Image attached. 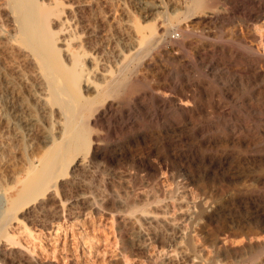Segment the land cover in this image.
Returning <instances> with one entry per match:
<instances>
[{
  "label": "bare ground",
  "instance_id": "obj_1",
  "mask_svg": "<svg viewBox=\"0 0 264 264\" xmlns=\"http://www.w3.org/2000/svg\"><path fill=\"white\" fill-rule=\"evenodd\" d=\"M56 1L0 0V55L1 53H6V55L13 58V62H10L12 65L14 64V70H12L13 68L11 70L15 72L16 79L22 83L25 93H27L31 100V104L40 112L41 118L45 121L53 122V126L55 127V133L46 137V145L44 144V146H47V144H50V146L46 148L47 155H45V157L42 156L44 158L38 159L39 170L37 173L38 175L36 174V179L31 180L27 188L25 187V189H23L24 191L21 190L23 195L17 193L18 196L22 197V199L20 198V202H17L19 198L15 201L16 197L8 200L6 198L8 202L0 216V241L4 239L10 242L12 246L17 245V243L11 240L6 232V227L9 224L11 225L14 221L13 218L18 209L17 205L21 206L20 203H23V198L25 201V203H23L24 205H28L31 202L37 203L38 205L35 210L39 209L40 212H42L46 209L49 212L48 214H51L54 218L59 219L61 215L70 212L60 204L46 205L47 202H45V200L49 201L55 199L54 194H56L57 179L58 177L60 179L67 171L70 173L69 180L60 189L64 199L71 195L72 189L76 188V176L74 174L77 173V171H82L87 168L90 163L94 162L93 164H95L97 160L108 159L105 154L101 155L98 150V145L100 146L99 141H101V138H104L102 137V133L109 136L112 135V137L114 136L113 138L116 137L115 139H117L119 135H123L122 133L125 134V131L128 129V126L118 119L116 108H118L119 105H114V102L124 97L122 96L123 94L127 96V94L131 93L129 95H132V92L136 91L135 87L139 86L140 81L139 78L137 79L136 65L133 64V61L125 62V64L121 65V68L119 67L120 69H117L118 73L113 75L105 72V69H101L105 68L103 67L104 65L100 68L101 65H97L96 63H92L95 64L92 65L93 68L86 71L84 61L82 60L85 53H78L76 56H72V59L65 57L68 59V63H66L64 67H60L57 62V53L59 49L55 48L56 42L54 34L49 29L51 23L50 18L53 16L54 12L51 6H56L57 8L58 1ZM227 2L229 1L179 0L177 4L180 3L181 9L183 10L182 16L185 18L184 20H192L195 15L200 14L198 17L199 21H197L196 24L210 31L213 26H225L228 22L226 14L218 11V7L221 8L223 5L225 6ZM58 3L60 4V2ZM235 3L234 10L243 18V20L241 18L242 25L237 33L246 34L247 38L250 39V45L247 46V42H245L246 37L242 39V37L239 38L238 36L235 41L230 43L231 45L225 44L217 47L214 44L213 47L210 46L212 47L208 50L210 55L205 52H199V55L203 56V63L198 66L204 68L207 75L214 74L215 79L211 78V80H208V76L207 78L204 77L200 78V80L193 81L185 75L187 74L186 72H184V76H180L178 73L168 74L165 80L166 84L164 85V90L173 91L176 98L174 97L175 99L172 101L170 100V102L162 101L160 104L161 108H159L160 113L156 111L147 114L148 122L154 125L153 127H156L158 130L157 136L151 138L155 139V141H148L143 138L141 141H138V144L135 140L138 148L145 151L144 158L140 157L141 159L138 158V160H140V165H142L141 170H143V173L147 174L149 177L148 179L152 178L155 180L160 176H164V184L165 186L168 184L169 187L167 193H164L166 192V188L163 190V195L165 196L166 194H174L171 193L173 191L171 188L175 183L183 190L189 189L192 192L191 195L194 200V203H192L193 207L195 206L194 208L198 209L194 210L195 212L199 211L200 216L201 214L205 215L208 213L209 211L207 210H209V208L211 209L214 203H216V207L211 211L220 214V216L230 211V209L227 211V206H229L227 204H230V206L233 204V207L243 204L246 205L248 204L247 201H251L250 196L254 194L256 188L264 186V155L254 156L251 152L253 148L264 150V0H260L259 2L257 0H253V2L235 0ZM158 9H161V7H155L153 9L150 15L152 18H155L161 13L157 11ZM176 13L177 14L171 18V20L169 19L170 21H166L167 23L154 21L152 26H149V31L151 30L150 39L156 41L159 44L158 47L161 48L157 54H160V57L162 56L165 59L169 57L164 50V45L166 43H169L175 50L173 56L176 57L179 55L180 51L188 49V40L193 34V28L191 30L189 28L190 26L181 24L183 22V19L182 22L179 20L181 14L179 15L178 12ZM67 14L69 15V12ZM65 21L63 20V26L59 24L63 29H65ZM193 22H195V20ZM197 25L192 27L195 29ZM60 30L62 31V29ZM147 37H149V35ZM141 40H143L142 43L144 42L145 46L147 42L150 43L149 41H151L147 40L145 44L144 39L141 38ZM255 44L256 46L254 47ZM60 48L62 49L63 47ZM67 55L69 54L67 53L66 56ZM216 57L219 60H216ZM131 59L133 60L135 58ZM226 61H229L230 64L231 62L235 63L236 68L234 69L236 70L232 72L228 71L226 68H220L221 63H226ZM149 62H147L148 66ZM226 64L229 66V63ZM186 66L190 70L193 69V67L191 68L189 65ZM92 76H94V79L98 83H93L94 86L91 85L89 87L87 83H89V78ZM4 78L3 75L0 76V80ZM80 79H83L82 84L83 87L85 86V94L86 92L88 94V91L92 89V97H87V95L81 97L78 95L81 93L79 92L81 88H79L80 90L78 89V81H80ZM5 80L6 78L4 81ZM14 84H12L11 80H6L4 86H2V84L0 85V104L2 105L3 100L6 98L7 101L5 103L8 108V116L10 119L16 124L29 127L31 124V118L29 119V115L31 114L29 113L30 105L26 104L24 97H22L20 90L17 88L18 86ZM225 100H229L230 102L226 103ZM229 104L232 105L231 109L228 107ZM27 112L28 116H26ZM171 116H177V118L174 120L171 119L172 121L170 120V122L168 121V117L171 118ZM167 128H169L170 131L167 130ZM161 130H165L164 133H162ZM135 147L133 145V149H135ZM128 150L130 151V149H127V151ZM240 150H243L244 153H239L238 151ZM247 150H249V152H247ZM255 150L258 149H254V151ZM142 152L141 154H143ZM134 155L129 154V157L126 158L124 154L117 153V155L113 156L111 159H113V161L114 159H117V161L120 159H125L126 161L128 159L127 162L130 160L134 163V157H132ZM130 157L132 158L129 159ZM33 168H36V166H33ZM151 182L153 183V181ZM245 182H248L246 186L243 184ZM247 184H250L248 188ZM151 185L149 184L148 187ZM237 186L240 188H237ZM84 187L90 189L92 186L89 187L85 185ZM154 188L152 189L154 190ZM92 190H94V188ZM154 192L152 193L151 191L150 194L152 193L154 195ZM94 194L93 196H95ZM113 194L115 193H112V195ZM137 195L134 196L137 197ZM147 195L149 196V193ZM113 196L117 197L116 195ZM141 196L143 197V194H141ZM154 196L157 195L155 194ZM146 197L145 193V199H143V197L142 200H147ZM70 198L71 197L66 199L70 200ZM92 198L93 197L84 196L82 198L84 202L83 205L97 213L99 208L98 210L96 209V203H94ZM113 199L115 198L113 197ZM169 199H171V196ZM101 202L103 201L101 200ZM143 203H145V201ZM15 204H17L16 208ZM157 206L159 205H156V207ZM162 206L158 208L160 209ZM162 208L164 209V206ZM151 210H149V213H152ZM155 212L157 211L155 210ZM167 212L169 211L167 210ZM173 212H175L174 209ZM184 212L185 211H183V213ZM164 213L162 211V214ZM240 213L244 216V213ZM153 214L149 216L146 214L141 217L144 222L149 225L156 224L157 226L159 222L162 223V221H164L161 216H152ZM172 214H170V216ZM187 214L188 213H186L185 216ZM68 216H70V214ZM225 216H223V218H225ZM120 218L121 217H119V219ZM125 221H127V219ZM172 222L174 223V221ZM122 224L125 223L123 222ZM163 224H165V222ZM158 226L160 227V223ZM169 226L172 225L170 224ZM232 227L234 229H232V231L234 232L227 230L223 239L216 240L215 244L218 245V249H229L234 244L233 239L239 238L238 243L243 245V247H241L242 249H244L245 246H252L255 250L264 251V216H262V213H259V210L255 215L250 216V219L248 218L244 223L235 221ZM181 236H183V238H178L177 240L186 239L184 233L183 235L181 234ZM27 243L30 242L28 241L26 244ZM176 244H181V242ZM192 245L193 244L189 247H192ZM29 246L34 249V246H31V244ZM25 247L28 248L27 245ZM193 248L194 247H192V249ZM17 249L18 255L15 257V261L19 258L21 260V258L24 257L26 263L28 261L30 262L31 257H29L26 249H23V247H18ZM250 249L249 247V251H251ZM33 251L34 250H32V252Z\"/></svg>",
  "mask_w": 264,
  "mask_h": 264
},
{
  "label": "rangeland",
  "instance_id": "obj_2",
  "mask_svg": "<svg viewBox=\"0 0 264 264\" xmlns=\"http://www.w3.org/2000/svg\"><path fill=\"white\" fill-rule=\"evenodd\" d=\"M57 1L60 2V4ZM57 1V8L56 6H51L53 8L52 11L54 10V12L53 16L50 18L51 23L49 29L54 34L56 42L55 48L59 49V52L57 53V62L60 67H64L66 63H68V59H72V56L74 57L78 53H85V58L82 57V60L86 65H84L86 71L93 68L92 65L95 64L92 63H96L97 65H101L100 68L104 65L103 67L105 68L101 69H105V72L113 75L118 73L117 69L119 67L121 68V65L125 64V62L133 61V64L136 65L137 79L139 78L140 80L139 86L135 87L136 89L134 88L136 91H133L134 93L132 92V95H129L131 93L127 94V96L123 94L122 96L124 97H121L114 102V105H119L118 108H116L118 119L125 123L128 126V129L126 130L127 132L125 131V134L122 133L124 136L119 135V137H117V139L120 138L119 140L115 139L116 137L113 138L114 136L112 137V135L109 136L102 133V137L104 138H101V141H99L101 147L98 145V150L101 155L105 154L108 159L97 160V162L95 161V164H93L94 162L90 163L87 168L82 171L79 170L74 174L76 176V188L72 189L73 191L71 195L66 197H71L70 200L66 198L64 199L60 192L61 187L69 180L70 173L68 171L60 179L59 177L57 179V189H55L56 194H54L55 199L49 201L45 200V202H47L46 205H63L70 211L68 214L61 215L59 219L54 218L51 214H48L49 212L46 209L42 212H40L39 209L35 210L38 205L37 203L31 202L28 205H24V198L22 200L23 203H20L21 206L19 205L20 207L15 204V208L16 205L18 208L17 213L14 216V221L12 220L13 222L11 225L9 224L6 227V232L11 240H14L17 245L12 246L10 242L4 239L0 241V264H264V251L255 250L252 246H245L246 249H242L241 247H243V245L238 243L239 238L233 239L235 245L233 244L229 249H218V245L215 244L216 240L224 238L227 230L234 232L232 231V224H234L235 221H238V223L239 221L240 223H244L248 218L250 219V216L255 215L258 210L259 213H262V216H264V186L257 187L254 194L251 193V201H247L248 204L246 205L243 204L233 207V204L231 206L230 204H227L229 205L227 206V211L230 209V213L227 212L220 216V214L211 211L216 207V203H214V208L210 205L212 207L207 210L209 212L205 215L203 214L204 216L202 214L200 216L199 211L195 212L197 208H194L195 206L193 207L192 203H194V200L191 195L192 192L189 189L183 190L175 183L174 186L177 187L172 186L171 188L173 189L171 193L174 194H166L165 196L163 194L168 192L167 189L169 190V187L167 183V186L164 184V176H160L155 180L152 178L148 179L149 177L147 174L143 173V170H141L142 165H140V160H138L140 157L144 158L145 151L141 148L139 149L136 144V142L139 144L138 141H141L143 138L148 141H155V139L151 138L157 136L156 134L158 133V130L156 127H153L154 125L148 122L147 114L156 111L160 113L159 108H161L160 104L162 101L170 102V100L172 101L176 98L173 91L172 93L171 91L164 90V85L166 84L165 80L168 77V74L171 75L172 73H178V75L184 76V72H186L187 74L185 75L193 81L200 80V78L204 77L207 78L208 76V80H211V78L215 79L214 74H210L211 76L209 74L207 75L204 68L198 66L203 63V56H200L199 52L209 54L210 52L208 50H210L214 44L217 47L219 45H229L235 41L238 36L239 38L242 37V39L246 37L245 42H247V46L250 45V39L247 38L246 34L237 33L242 25L243 18L234 10V5H236L235 0H228L229 2H227L225 6L223 5L221 8L218 7V11L225 13L228 17V22L225 26H213L210 31L207 29L205 30L196 24V22L199 21L198 17L200 14L195 15L192 20H184L185 18L182 16L183 10L181 9L180 3L177 4L179 0ZM257 1L259 2L260 0ZM247 2H253V0H247ZM155 7H161V9L157 10L161 13L155 18H152L150 15ZM175 11L178 12L179 15L181 14L180 16L178 15L179 20H181L180 22H182L183 19L181 24L190 26L189 28L191 30L193 28V34L188 40V49L180 51L181 53L179 52V55L176 57L173 56L175 50L169 45V43H166L164 45V50L169 57L165 59L162 56L160 57V54H157L161 48L158 47L159 44L156 41L150 39L151 30L149 31V29L154 21H162L164 23L170 21L171 18L177 14ZM68 12L69 15L67 14ZM62 19L65 21V29L60 26H63ZM194 20L195 22H193ZM193 23L197 25L195 29ZM60 29H62V31ZM148 35L149 37H147ZM141 38L144 39L145 44L147 40L151 41H149L150 43L147 42L145 46L144 42L142 43L143 40H141ZM255 46L256 44L254 47ZM60 47H63L64 49H61ZM67 53L69 55L66 56ZM7 56L6 53H1L0 55V76L3 75L6 80H11L12 84L15 83L14 85L18 86L17 88L20 90L22 97H24L26 104L30 105L29 113L34 115H29V119L31 118V124L29 127H24L13 122L8 116V108L5 103L7 101L6 98L3 100L2 105L0 104V216L8 202L6 201V198L8 200L16 197L15 201L19 198L17 202H20L22 197L18 196V194L23 195L21 190L25 189V187L27 188L31 180L36 179L39 170L38 159L44 158L45 155H47L46 148L50 146V144L44 146L46 137L55 133V127L53 126L54 123L47 120L45 121L41 118V115L39 114L40 112L31 104V100L27 93H25L22 83L16 79V74L12 71L14 70V64L12 65L10 61L13 62V58L9 56L7 58ZM131 58L135 59L132 60ZM216 60L219 59L216 57ZM147 62H149V66ZM223 63H221L220 68H226L228 71L232 72L236 70L234 69L236 68L235 63L231 62L230 64L229 61H226V63H229V66L226 63L223 65ZM186 65H189V67L192 65L191 68L193 67V69L190 70ZM4 79L0 80V85L2 84V86L5 85L6 80L4 81ZM82 80L83 79H80V81H78V89L81 88V91H79L80 89L78 91L84 94L82 95L79 93L78 95L81 97L86 95L87 97H92V89L88 91V94L87 92L85 94V86L83 87ZM88 82L87 86L89 85V87L98 83L94 79V76L89 78ZM225 102L229 103L230 101L225 100ZM228 107L231 109L232 105L229 104ZM26 116H28V112ZM168 118V121H170L171 119H176L177 116H171V118ZM165 130H161V132L164 133ZM167 130L170 131L169 128H167ZM133 145L134 147L136 146L135 149H133ZM127 149H130L131 152L129 150L127 151ZM254 149L258 150L254 151ZM259 149L260 148H253V150H249H251L252 155L254 156H263L264 150ZM249 150H247V152H249ZM141 152L143 154H141ZM238 152L244 153L243 150ZM114 153L116 155L117 153L124 154L126 158L129 157V154L134 155L135 153V155L132 156L134 157L133 160L135 164L130 160L127 162L128 159L126 161L125 159H120L119 161L114 159L113 161L111 158L116 156ZM33 166H36V168H33ZM77 175L80 176L78 177ZM151 181H153V183ZM160 181L163 182L165 187ZM246 183L248 182L243 183L245 184L244 186H246ZM149 184L152 185L148 187ZM85 185L89 187L92 186L91 188H94V190L91 188L87 189L84 187ZM239 186H237V188ZM248 186H250V184H247V188ZM152 188H154V190ZM165 188L166 192L163 191ZM179 189L182 192L184 191V194ZM151 191L152 193L156 191L154 192V195L156 194L157 196H154L152 193L150 194ZM112 193H115L113 195H116L118 198L113 196ZM145 193L147 200H142L143 197V199H145ZM148 193L149 196L147 195ZM93 194L95 196H93ZM141 194H143V197ZM134 195H137V197ZM82 196L93 197L92 200L96 203V209L98 210L99 208L97 213L83 205L84 202L82 201ZM112 196L115 199H113ZM170 196L171 199H169ZM100 199L103 202H101ZM144 201L145 203H143ZM156 205H163L164 209L162 208L163 206L159 209V206L156 207ZM173 209L175 212H173ZM149 210H151L152 213H149ZM155 210L157 212H155ZM167 210L169 212H167ZM162 211L165 213L162 214ZM183 211L191 214L185 216L186 213H183ZM240 212H242V214L244 213V216H242ZM69 214L72 217L68 216ZM146 214L148 216L151 214H153L152 216H161L164 221L161 220L162 223L159 222L160 227L158 226L159 223L157 226L156 224L149 225L144 222L141 217ZM170 214L172 215L170 216ZM223 216H225V218H223ZM119 217L122 219H119ZM138 218L141 219L143 223ZM126 219L127 221H125ZM122 220L125 224H122ZM172 221H174V223ZM164 222L167 225L163 224ZM168 224H171L172 226H169ZM183 233L184 236L186 235V239H179L181 244L177 245L176 243H180L177 239L183 238V236H181ZM28 241L30 243L26 244ZM30 244L31 246H34V249L29 246ZM191 244H193V249L192 247H189ZM26 245L28 248L25 247ZM18 247L26 249L29 257H31L30 262L28 261L26 263L24 257L21 258V260L18 257L19 259L16 258L17 260L15 261V257L18 255ZM249 247L251 248V251H249ZM32 250L34 251L32 252Z\"/></svg>",
  "mask_w": 264,
  "mask_h": 264
}]
</instances>
